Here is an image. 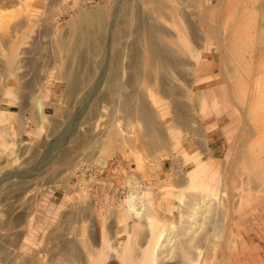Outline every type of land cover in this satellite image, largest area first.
I'll return each mask as SVG.
<instances>
[{
  "label": "rangeland",
  "instance_id": "1",
  "mask_svg": "<svg viewBox=\"0 0 264 264\" xmlns=\"http://www.w3.org/2000/svg\"><path fill=\"white\" fill-rule=\"evenodd\" d=\"M0 264H264V0H0Z\"/></svg>",
  "mask_w": 264,
  "mask_h": 264
},
{
  "label": "bare ground",
  "instance_id": "2",
  "mask_svg": "<svg viewBox=\"0 0 264 264\" xmlns=\"http://www.w3.org/2000/svg\"><path fill=\"white\" fill-rule=\"evenodd\" d=\"M81 19L82 20H85V22H89V23H91V24H93V25H95L97 27L100 25V23L102 24V16L99 17V16L95 15L93 12H85V13H82ZM87 31L89 32L88 29L87 30H84V32H81V37L83 38V41L84 42H85L86 36L88 37V35H89V33ZM158 31H159L160 41L162 42V40H163V33H165V31H164L163 28H159ZM149 33H150V31H149ZM149 48H150L151 52L156 55L157 61H158V63L160 65H166L167 63L170 62V60H168L166 58V53L168 51L167 48L164 47V46H162V44L160 42L155 41L154 39H152V37L149 40ZM77 49L79 51L81 48L78 47ZM67 79L69 81H75L76 80V77L74 75H70Z\"/></svg>",
  "mask_w": 264,
  "mask_h": 264
},
{
  "label": "crops",
  "instance_id": "3",
  "mask_svg": "<svg viewBox=\"0 0 264 264\" xmlns=\"http://www.w3.org/2000/svg\"><path fill=\"white\" fill-rule=\"evenodd\" d=\"M168 163H169V161H168ZM165 166H167V162H166V163H163L162 168H161V171H162V172L165 171V170H164V167H165ZM165 169H166V168H165ZM163 170H164V171H163ZM141 230H143V229L141 228Z\"/></svg>",
  "mask_w": 264,
  "mask_h": 264
},
{
  "label": "clouds",
  "instance_id": "4",
  "mask_svg": "<svg viewBox=\"0 0 264 264\" xmlns=\"http://www.w3.org/2000/svg\"><path fill=\"white\" fill-rule=\"evenodd\" d=\"M130 211H134V209H130Z\"/></svg>",
  "mask_w": 264,
  "mask_h": 264
}]
</instances>
